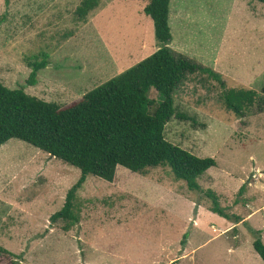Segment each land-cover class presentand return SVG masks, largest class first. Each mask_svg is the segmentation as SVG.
Masks as SVG:
<instances>
[{"label": "rangeland", "instance_id": "374dc122", "mask_svg": "<svg viewBox=\"0 0 264 264\" xmlns=\"http://www.w3.org/2000/svg\"><path fill=\"white\" fill-rule=\"evenodd\" d=\"M0 0V83L60 107L81 99L158 50L149 0ZM169 47L219 73L189 76L174 93L165 139L215 167L197 182L241 221L174 179L168 167L135 174L117 167L109 183L88 176L75 205L80 222L52 224L80 171L16 139L0 147V264H264L247 226L264 243V111L242 118L223 103L227 90L264 85V5L254 0H170ZM47 55L34 86L28 61ZM149 100L158 102L154 89ZM156 105V104H155ZM244 185L239 195L240 187Z\"/></svg>", "mask_w": 264, "mask_h": 264}, {"label": "trees", "instance_id": "16d2710c", "mask_svg": "<svg viewBox=\"0 0 264 264\" xmlns=\"http://www.w3.org/2000/svg\"><path fill=\"white\" fill-rule=\"evenodd\" d=\"M264 5V0H254ZM8 4V0H5ZM98 0H83L76 10L85 20ZM170 0H149L143 9L154 27L159 48L152 55L87 92L78 101L60 107L26 94L23 89H8L0 83V147L12 139L24 142L52 158L80 171L77 182L68 190L62 208L50 216V222L63 223L69 231L80 222L75 205L78 191L88 176L111 183L117 167L144 174L148 169L168 167L177 181L190 191H199L211 202V211L235 224L241 219L229 215L219 204L217 194L201 190L197 180L215 167L212 158H199L165 139V127L176 113L174 93L189 76L206 75L225 89L221 75L175 53L169 20ZM47 65V55L28 61L31 72L26 84L34 86L37 73ZM154 89L158 102L149 100ZM223 103L228 111L242 118L249 107L264 111V85L260 92L227 90ZM156 104V105H155ZM242 185L238 191L240 195ZM253 236L252 248L264 263V243L260 230L247 226ZM0 254L11 255L0 247Z\"/></svg>", "mask_w": 264, "mask_h": 264}]
</instances>
